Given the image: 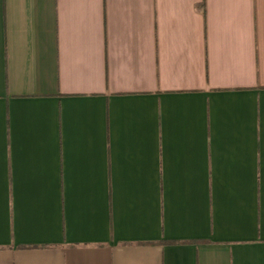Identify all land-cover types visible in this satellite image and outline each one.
I'll return each mask as SVG.
<instances>
[{
	"label": "crops",
	"instance_id": "0c3cea01",
	"mask_svg": "<svg viewBox=\"0 0 264 264\" xmlns=\"http://www.w3.org/2000/svg\"><path fill=\"white\" fill-rule=\"evenodd\" d=\"M0 264H264V0H0Z\"/></svg>",
	"mask_w": 264,
	"mask_h": 264
}]
</instances>
